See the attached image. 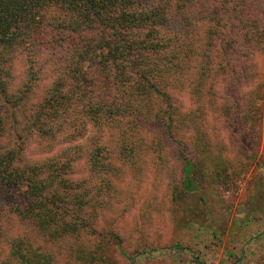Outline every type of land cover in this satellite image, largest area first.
I'll return each mask as SVG.
<instances>
[{
    "label": "trees",
    "instance_id": "trees-1",
    "mask_svg": "<svg viewBox=\"0 0 264 264\" xmlns=\"http://www.w3.org/2000/svg\"><path fill=\"white\" fill-rule=\"evenodd\" d=\"M259 56L264 0H0V264L67 241L99 264L78 238L130 211L131 183L215 227L201 183L227 180L229 145L256 157Z\"/></svg>",
    "mask_w": 264,
    "mask_h": 264
},
{
    "label": "rangeland",
    "instance_id": "rangeland-1",
    "mask_svg": "<svg viewBox=\"0 0 264 264\" xmlns=\"http://www.w3.org/2000/svg\"><path fill=\"white\" fill-rule=\"evenodd\" d=\"M258 62L264 79V57L259 56ZM260 108L263 118L257 128L256 157L245 162L229 145L224 151L230 162L227 180L218 183L208 178L201 183L215 227H206L204 216L194 220L187 209L176 205L166 183H131L130 211L106 213L97 224V235L85 232L78 238L79 245L86 251L97 248L103 258L99 264H264V102ZM17 228L24 232L23 227ZM25 232L41 243L38 235ZM69 243L47 244L57 264H81L69 255ZM174 245L183 248L176 251Z\"/></svg>",
    "mask_w": 264,
    "mask_h": 264
}]
</instances>
